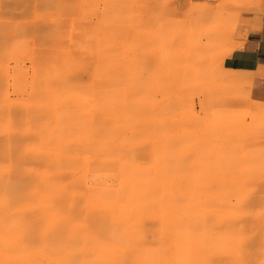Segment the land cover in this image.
<instances>
[{
    "label": "bare ground",
    "instance_id": "obj_1",
    "mask_svg": "<svg viewBox=\"0 0 264 264\" xmlns=\"http://www.w3.org/2000/svg\"><path fill=\"white\" fill-rule=\"evenodd\" d=\"M95 1L57 0L68 37L48 45L0 30V264H264V194L245 188L264 100L222 98L264 73L226 66L235 33L214 63L122 68L103 23L76 25ZM242 1L258 29L262 0Z\"/></svg>",
    "mask_w": 264,
    "mask_h": 264
},
{
    "label": "rangeland",
    "instance_id": "obj_2",
    "mask_svg": "<svg viewBox=\"0 0 264 264\" xmlns=\"http://www.w3.org/2000/svg\"><path fill=\"white\" fill-rule=\"evenodd\" d=\"M211 1L96 0L87 14L76 11V7L73 11L77 26L103 23L102 28L110 35L112 53L120 59L122 68L214 63L211 57L217 38L230 33H235V40L243 36L239 15L247 6L242 0H221L215 5ZM60 8L57 0H0V30L9 32L23 26L40 29L44 33L33 40L36 44H51L57 38L68 37V22L61 18ZM199 76L198 72L192 74V81L197 82ZM248 95L258 99L252 85L236 94L225 92L222 98L233 104L235 112L243 114L250 109ZM189 96L200 110L204 96L197 89ZM262 175L264 172L257 175L255 170L245 188L263 196Z\"/></svg>",
    "mask_w": 264,
    "mask_h": 264
},
{
    "label": "crops",
    "instance_id": "obj_3",
    "mask_svg": "<svg viewBox=\"0 0 264 264\" xmlns=\"http://www.w3.org/2000/svg\"><path fill=\"white\" fill-rule=\"evenodd\" d=\"M206 2L208 0H196ZM221 0H212V4H216ZM264 5V0H262ZM239 15L242 19V35L237 41H243V47L236 49L234 53L226 58L225 64L231 69H241L250 73H264V6L261 18V26L253 29L252 18L254 13L252 10L244 7ZM252 93L258 99L264 100V77L262 79H254L252 84Z\"/></svg>",
    "mask_w": 264,
    "mask_h": 264
}]
</instances>
